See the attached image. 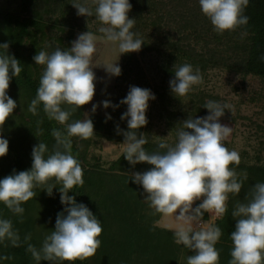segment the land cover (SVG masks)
Segmentation results:
<instances>
[{
    "label": "clouds",
    "instance_id": "clouds-1",
    "mask_svg": "<svg viewBox=\"0 0 264 264\" xmlns=\"http://www.w3.org/2000/svg\"><path fill=\"white\" fill-rule=\"evenodd\" d=\"M72 0L78 16H93L101 22L98 29L107 41L118 43L120 54L139 51L144 40L134 31L135 18L129 16L132 9L130 0ZM202 13L208 17L217 32L234 30L247 24L249 17L244 14L249 0H198ZM97 36L91 31L79 33L71 47H56L53 51H38L33 57L36 64L44 65L36 96L28 105L34 115L37 106L49 119L66 127V133L54 128L53 151L39 140L33 145L31 167L16 171L0 178V202L14 214H23L22 203L35 197L34 188L46 185L48 195L53 194L55 183H60V203L64 206L56 215L54 230L47 235L41 248L29 244L36 264L42 260L50 264H61L93 256L101 244L102 224L96 214L83 202H77L69 195L74 186L83 185V168L72 153L73 136L88 139L95 133L93 119L88 115L83 120L68 122L80 106L93 100L96 90V74L92 56L96 52ZM9 44L0 43V157L8 152L9 140L2 134L5 120L13 114L17 102L8 94L10 81L22 71L20 61L8 53ZM264 59V58H262ZM117 61V60H116ZM104 65L111 76L121 74L116 63ZM203 82L199 68L193 69L188 63L176 66L169 88L176 97L186 96L194 85ZM155 93L149 88L130 85L129 91L119 104L109 99L93 103L91 112L98 107L117 108L126 104L127 110L120 116L126 120L127 128L116 125L117 135H123L124 159L133 167L142 162L151 165L146 170L136 171L131 176L133 183L142 187L144 199L156 213L175 215L180 225L174 230V241L182 244L193 254L187 256V264H219L220 250L216 247L222 236L217 225H207L196 230L193 225L201 222L204 212L215 210L222 216L226 210L229 193L238 194L247 175L238 176L232 164L238 165L240 155L228 149L226 140L232 126L222 123L221 117L230 106L215 100L203 105L208 109L204 116L187 118L176 131V141L158 144L165 151L148 152L143 146L148 143L144 132L139 129L148 124L146 115L149 101L155 100ZM63 105L71 107L65 108ZM231 111V110H230ZM106 120L111 114H105ZM199 201V203H196ZM195 205V206H194ZM39 216V215H38ZM37 216V217H38ZM236 223L230 233L233 243L229 264H264V182L253 185L252 198L239 203L232 212ZM30 237H26L29 239ZM5 239L18 245L19 235L13 229L12 221L0 217V242Z\"/></svg>",
    "mask_w": 264,
    "mask_h": 264
},
{
    "label": "trees",
    "instance_id": "trees-1",
    "mask_svg": "<svg viewBox=\"0 0 264 264\" xmlns=\"http://www.w3.org/2000/svg\"><path fill=\"white\" fill-rule=\"evenodd\" d=\"M33 1L25 0L24 4L29 5ZM130 2L132 9L129 16L135 18L132 31L144 40L143 50L164 52L170 60L186 56L197 63L200 72L214 67L264 78V59H262L264 58V0H249L244 9V14L249 17L247 24L223 32H217L204 14L203 20L198 19L202 13L198 0H130ZM189 2H192L190 9H183ZM8 4L18 5L17 9L8 11L0 7V15H4L9 23L15 21L13 24L2 22L0 43L9 44L8 53L14 55L22 67L20 75L10 81V93H8L18 101L21 109L17 112L13 110V114H10L3 125L2 134L9 140V147L7 154L0 157V178L11 174L13 169L21 171L30 168L32 147L38 144L39 140L48 146L49 151L45 155L50 154L56 143L52 135L54 128L66 133L65 125L48 118L42 103L37 106L35 115L28 110V105L35 98L40 82V76L34 74L28 66L29 58L33 56L37 47V39L39 42L43 41L45 26L38 15L35 17L23 15L28 7L23 5L22 0H10ZM194 4L197 6V13L193 11L196 9ZM187 10L185 15L182 11ZM171 24L177 26L175 30H172ZM149 26L153 29L159 26L165 29L166 32L160 37V42L156 41L160 32L155 30V34L158 35L154 36L152 30H148ZM199 29L203 30L204 34L213 30L214 42L212 47L206 42L202 47L203 51L199 49L196 52L195 46H191L189 41L193 37L192 34L201 38L198 35ZM25 40L29 43L30 49L26 55L21 49ZM0 51L4 50L0 49ZM132 56L130 52L123 53L122 71L117 78H121L122 73L130 72ZM208 100L219 101L216 96L200 94L192 104L194 113L198 116L206 115L209 110L203 105ZM80 116L81 112L77 110L68 122L78 120ZM105 132L99 134L95 132L94 135L102 134L109 139L119 141L124 139L123 135H117V132H106L109 134ZM74 138L75 136L73 139L71 137L72 142ZM87 140L89 138L86 142ZM158 144L148 139V143L143 147L150 153L166 150L160 149ZM72 153L81 162L84 183L82 186H74L69 195H74L77 202L85 203L97 215L102 224V233L99 236L101 244L95 254L84 260L77 259L71 264H187V256L193 254L192 251L182 244L175 243L173 231L156 224L161 213H156L146 204L142 187L131 180L134 172L146 170L151 165L142 162L133 167L121 153L109 162L107 168H101L99 162L95 161L90 166H85V169L84 150L76 149L72 143ZM257 159L254 166H244L245 172L237 173L241 178L246 174L247 179L243 181L238 194H228L226 212L213 220L212 225L222 229V236L216 244L220 250L219 264H229L231 259L233 243L230 233L236 223L232 218L233 210L239 203H247L251 200L255 183L264 182V157L262 161L259 157ZM49 183L56 184L53 194L48 195L46 190H43L46 185L34 188L37 195L22 203L24 208L22 215L14 214L0 202V217L10 219L13 229L19 235L17 246L8 239L0 242V264H36L31 252L28 251V245L31 244L38 250L41 248L44 238L54 230L57 213L64 207L60 203L58 191L61 184L54 178ZM208 218L206 211L201 221ZM26 237L30 238L26 239ZM40 264H50V262L42 260ZM61 264H69V262H61Z\"/></svg>",
    "mask_w": 264,
    "mask_h": 264
},
{
    "label": "rangeland",
    "instance_id": "rangeland-1",
    "mask_svg": "<svg viewBox=\"0 0 264 264\" xmlns=\"http://www.w3.org/2000/svg\"><path fill=\"white\" fill-rule=\"evenodd\" d=\"M9 1L0 0V7L4 10L8 9V11L17 9L18 5L8 4ZM22 1L23 5L26 8L28 7L29 10L24 12L23 15L34 17L38 15L45 26V37H43L42 42L37 39V47L34 49L33 56L40 50L51 52L56 47H71V42L76 39L77 35L88 30L97 36L96 52L92 56V64L97 65L93 67L97 78L95 94L92 101L80 106L78 109L81 112L79 120L85 119L87 113L93 119L96 133L99 134L105 131L109 133L116 132V125H119L122 129L127 128L126 120L120 119L121 114L127 110V105L120 104L115 109L112 107L107 109L98 107L96 112L92 113V104L105 99L111 100L113 104H119V101L129 91V86L136 85L142 88H149L156 95L155 100L149 101V108L146 113L148 124L140 128V131L144 132L147 139L153 142L159 143L164 140L168 144H174L176 131L182 127L183 120L198 116L197 113H194L193 101L200 94L207 93L216 96L219 102L230 106L231 111L225 110V115L220 118L222 123L232 126V132L225 142L228 149H234L240 155L239 164H232L230 167L235 168L237 173H244V166H254L258 157L262 161L264 157V143H262L264 141V78L227 69L209 67L201 72L203 76L202 83L194 85L192 91L186 96L176 97L169 88V80L174 76L175 67L188 63L195 70L199 68L197 63L189 60L186 56H179L170 60L164 52L145 51L141 47L139 51L130 52L133 55V60L131 61L132 69L129 73H122L119 79L117 76H111L106 72L104 65L111 64L117 60L116 63L121 66L123 54L119 52L118 43L107 41L103 38L104 34L100 33L98 29L106 25H102L95 15L90 17L78 16L76 14L77 10L71 4L72 0H34L29 5L28 3L24 4L25 0ZM88 4L93 9L95 8L91 0H88ZM191 5L192 2H189L183 9H190ZM195 8L193 11L197 13L196 5ZM182 12L187 15L188 10ZM202 17L203 13H200L198 19L203 20ZM195 19L197 20V16H195ZM3 21L6 24H13L15 20L9 23L4 15H0V31L3 27ZM171 26L173 27L172 30L177 27L174 24H171ZM162 28L159 26L153 29L149 26L148 30L151 29L154 36L158 35L155 34V30L160 32L157 42H160V37L166 32ZM198 35L201 38H198L196 34H192L193 37L189 41L191 46H195L196 52L199 49L203 51L202 47L206 42H209L207 44L209 47L213 46V30L204 34L203 30L199 29ZM218 35L220 36V34ZM21 49L24 55L29 53V43L26 40L23 42ZM33 56L29 58L28 66L34 74L41 77L45 66L36 64L32 59ZM7 91L10 93V86ZM16 102L17 107L14 111L17 112L21 108L18 101ZM63 106L71 107L69 105ZM106 112L111 114V119L106 120ZM106 132L105 134H109ZM72 143L76 149L84 150L86 154L85 169V166H90L95 161L99 162L101 168H107L109 162L123 152L124 147L123 141L109 139L102 134L99 136L93 135L87 142L86 139L75 136ZM146 204L150 207L149 201L146 200ZM208 216L207 220L195 223L193 227L199 230L201 227L212 225L213 220L218 217L215 210H208ZM156 224L174 232L180 222L177 221L174 214H161Z\"/></svg>",
    "mask_w": 264,
    "mask_h": 264
}]
</instances>
